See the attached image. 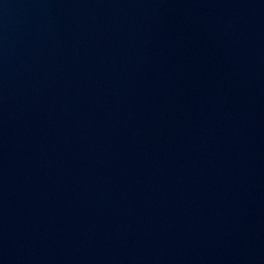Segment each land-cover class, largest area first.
Returning <instances> with one entry per match:
<instances>
[{
  "label": "water",
  "instance_id": "obj_1",
  "mask_svg": "<svg viewBox=\"0 0 264 264\" xmlns=\"http://www.w3.org/2000/svg\"><path fill=\"white\" fill-rule=\"evenodd\" d=\"M0 264H264V0H0Z\"/></svg>",
  "mask_w": 264,
  "mask_h": 264
}]
</instances>
